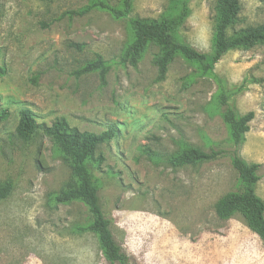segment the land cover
I'll list each match as a JSON object with an SVG mask.
<instances>
[{"label": "rangeland", "instance_id": "1", "mask_svg": "<svg viewBox=\"0 0 264 264\" xmlns=\"http://www.w3.org/2000/svg\"><path fill=\"white\" fill-rule=\"evenodd\" d=\"M121 8L124 0H105ZM92 0H0V264H109L92 217L78 201L56 202L75 184L70 162L43 132L65 118L82 132L120 134L102 145L88 168L99 187L113 236L133 264H264V240L240 214L221 220L216 204L242 185L220 97L241 114L255 113L240 155L259 164L264 201V43L228 52L204 74L177 55L160 79L158 48L136 66L120 59L133 40L129 19L176 17L178 0H132L115 19ZM177 40L211 53L218 0H187ZM264 26V0H242L229 34ZM100 57L105 68L78 75ZM30 109L36 132L17 135ZM189 147L224 153L189 166L174 162Z\"/></svg>", "mask_w": 264, "mask_h": 264}, {"label": "trees", "instance_id": "2", "mask_svg": "<svg viewBox=\"0 0 264 264\" xmlns=\"http://www.w3.org/2000/svg\"><path fill=\"white\" fill-rule=\"evenodd\" d=\"M178 1H180V12L176 17L163 16L159 19L131 17L129 19L133 40L121 57V64L136 66L146 49L153 45L158 48L156 65L160 79L165 77L169 65L177 55L198 64L204 74H211L215 65L228 52L249 49L256 44L264 43V26L248 27L230 35V30L239 21L242 0H218L213 50L211 53L198 52L191 45L177 40V29L189 14L187 0ZM94 9L106 11L115 19H121L131 15L133 3L132 0H124L121 8H115L105 0H92L90 6L77 13L71 12V14L83 16ZM97 71H100L101 78L104 79L106 70L100 57L88 63L78 75ZM220 103L226 107L223 118L230 129L234 147L232 166L239 176L242 190L238 193H230L219 200L216 204V213L221 220H227L235 214H240L248 226L264 240V201L257 195L260 165L249 164L240 155L255 113L241 114L235 106L229 104V97L225 94L220 97ZM4 119L5 114H1L0 122ZM36 130L37 124L33 112L30 109L21 110L17 135L28 140ZM43 132L53 139L60 153L70 162L75 179L74 185L56 196V202L78 201L83 203L92 217V223L87 230L98 238L104 259L109 264H133L113 236L110 222L105 217L101 205L100 189L88 168V164L94 160L98 149L119 136L118 126L111 125L105 132L94 134L82 132L72 127L65 118H60L51 126H45ZM223 153V151L216 150L205 152L199 148L189 147L178 156L174 163L178 166H194L216 160ZM10 192V185L1 186L0 201L6 199Z\"/></svg>", "mask_w": 264, "mask_h": 264}]
</instances>
